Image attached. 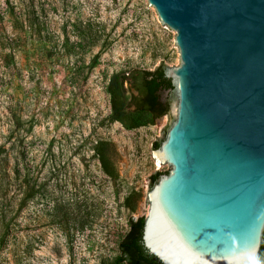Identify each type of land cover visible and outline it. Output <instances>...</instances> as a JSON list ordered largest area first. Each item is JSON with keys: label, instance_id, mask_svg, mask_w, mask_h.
<instances>
[{"label": "rangeland", "instance_id": "374dc122", "mask_svg": "<svg viewBox=\"0 0 264 264\" xmlns=\"http://www.w3.org/2000/svg\"><path fill=\"white\" fill-rule=\"evenodd\" d=\"M175 36L144 0H0V264H115L129 220L148 215L152 175L170 170L154 143L179 98L128 128L113 118L110 82L176 66Z\"/></svg>", "mask_w": 264, "mask_h": 264}, {"label": "water", "instance_id": "95a60500", "mask_svg": "<svg viewBox=\"0 0 264 264\" xmlns=\"http://www.w3.org/2000/svg\"><path fill=\"white\" fill-rule=\"evenodd\" d=\"M144 1L180 61L165 68L178 110L154 151L170 170L149 192L143 244L162 264H263L264 0Z\"/></svg>", "mask_w": 264, "mask_h": 264}, {"label": "trees", "instance_id": "16d2710c", "mask_svg": "<svg viewBox=\"0 0 264 264\" xmlns=\"http://www.w3.org/2000/svg\"><path fill=\"white\" fill-rule=\"evenodd\" d=\"M165 68L166 66L162 64L154 70L136 69L127 74H115L109 86L113 118L125 121V126L128 128H136L142 125L139 119L142 114L149 113L152 119L166 115L171 107V101L166 96V92L170 93L174 86L171 79L165 76ZM132 106L134 109L131 110ZM161 142L156 141L154 148H158ZM108 146L107 142H100L96 147V154L105 175L109 178H116V168L106 156ZM7 162L8 153L5 148L0 147V166L5 171ZM162 173L164 172L157 171L152 175V185L158 182ZM145 220L144 216L129 220V228L119 242L120 254L115 264H162L148 252L143 244L142 235ZM263 249L264 240L259 253V261L262 260Z\"/></svg>", "mask_w": 264, "mask_h": 264}]
</instances>
